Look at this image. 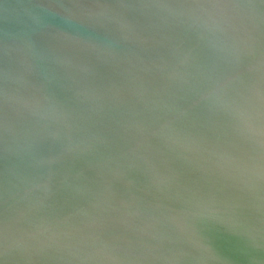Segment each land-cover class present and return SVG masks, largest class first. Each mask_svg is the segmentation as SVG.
Returning <instances> with one entry per match:
<instances>
[{
    "label": "water",
    "instance_id": "95a60500",
    "mask_svg": "<svg viewBox=\"0 0 264 264\" xmlns=\"http://www.w3.org/2000/svg\"><path fill=\"white\" fill-rule=\"evenodd\" d=\"M0 264H264V0H0Z\"/></svg>",
    "mask_w": 264,
    "mask_h": 264
}]
</instances>
